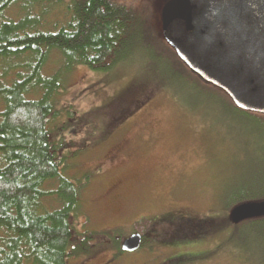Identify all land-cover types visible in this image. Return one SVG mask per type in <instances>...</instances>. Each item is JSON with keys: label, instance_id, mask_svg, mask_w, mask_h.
<instances>
[{"label": "rangeland", "instance_id": "374dc122", "mask_svg": "<svg viewBox=\"0 0 264 264\" xmlns=\"http://www.w3.org/2000/svg\"><path fill=\"white\" fill-rule=\"evenodd\" d=\"M119 1L145 11L149 20L156 13L155 0ZM63 5L40 27L59 24L67 12ZM16 12L7 14L20 18ZM152 21L158 26V18ZM145 28V42L138 33L117 74L77 65L67 76L63 103L81 116L65 131L64 172L77 180L88 176L74 223L78 232L99 231L103 238L69 264H264V228L253 219L232 222L242 228L231 230L232 243L246 246L240 252L219 246L226 227L203 228L219 212L234 215L243 202L260 197L235 202L264 189V115L237 108ZM57 54H51L49 71L59 65ZM186 216L200 224L198 237L186 238L191 225L179 221ZM137 229L145 233L142 246L119 252Z\"/></svg>", "mask_w": 264, "mask_h": 264}, {"label": "trees", "instance_id": "16d2710c", "mask_svg": "<svg viewBox=\"0 0 264 264\" xmlns=\"http://www.w3.org/2000/svg\"><path fill=\"white\" fill-rule=\"evenodd\" d=\"M63 1L0 0V264H69L89 252L93 239L103 241L99 231L78 232L74 223L82 212L88 176L77 180L64 172L70 143L65 131L81 115L72 103L64 105L63 92L77 65L117 74L126 66L138 33L145 42V25L150 29L151 22L147 13L119 0ZM64 3L65 20L41 28ZM11 8L20 18L7 14ZM54 52L59 65L49 71ZM116 107L122 112L121 103ZM250 191L235 202L264 196V189ZM172 219L163 222H175ZM250 221L264 228V217ZM232 222L219 212L203 228L226 227V241L220 240L219 246L241 251L246 246L240 249L232 243L231 230L242 228ZM187 224L191 228L186 226V238L202 234L195 232L200 224Z\"/></svg>", "mask_w": 264, "mask_h": 264}, {"label": "water", "instance_id": "95a60500", "mask_svg": "<svg viewBox=\"0 0 264 264\" xmlns=\"http://www.w3.org/2000/svg\"><path fill=\"white\" fill-rule=\"evenodd\" d=\"M153 6V36L238 108L264 114V0H155ZM261 199L243 202L230 219L264 217ZM143 238L134 233L121 249L133 252Z\"/></svg>", "mask_w": 264, "mask_h": 264}, {"label": "flooded vegetation", "instance_id": "af4514ba", "mask_svg": "<svg viewBox=\"0 0 264 264\" xmlns=\"http://www.w3.org/2000/svg\"><path fill=\"white\" fill-rule=\"evenodd\" d=\"M144 13L146 14V12L144 11ZM163 219H167V218H163ZM163 219H161V220H163ZM168 220H170V219H168ZM172 220H179V219H177V218H173ZM171 221V220H170ZM181 221H184V222H187V221H191L190 219H189V216H186V217H184L183 219H181ZM143 240H145L144 238H143ZM144 242V241H143ZM143 244V243H142ZM172 262V261H171Z\"/></svg>", "mask_w": 264, "mask_h": 264}, {"label": "bare ground", "instance_id": "6f19581e", "mask_svg": "<svg viewBox=\"0 0 264 264\" xmlns=\"http://www.w3.org/2000/svg\"><path fill=\"white\" fill-rule=\"evenodd\" d=\"M137 232H140L138 229L135 231V232H133V233H131L130 235H132V234H134V233H137ZM143 236H145V233H142V232H140ZM129 235V236H130Z\"/></svg>", "mask_w": 264, "mask_h": 264}]
</instances>
